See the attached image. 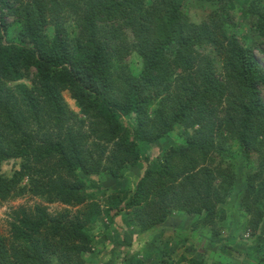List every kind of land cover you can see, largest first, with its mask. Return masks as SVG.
<instances>
[{
	"label": "trees",
	"instance_id": "1",
	"mask_svg": "<svg viewBox=\"0 0 264 264\" xmlns=\"http://www.w3.org/2000/svg\"><path fill=\"white\" fill-rule=\"evenodd\" d=\"M200 1L216 11L196 25L164 0H0V162L20 159L17 171L0 175V201L18 190L82 206L73 219L40 206L16 211L8 234L0 232V264H143L129 254L128 232L111 241L107 228L96 235L86 226L104 218L113 224L124 211L128 224L149 233L166 224L169 209L209 227L203 238L212 264L229 263L224 241L213 240L216 206L229 196L247 218L229 225V242L264 264V69L254 39L243 47L225 29L237 0ZM244 16L264 44V0H248ZM13 26L18 42L7 38ZM205 46L219 54L221 71L209 56L194 57ZM133 53L138 69L127 60ZM31 70V85L19 83ZM176 128L184 143L163 145ZM233 145L240 152L236 172L228 157ZM242 167L249 171L233 195ZM103 177L116 188L102 206L95 201L101 187L87 193L85 179ZM24 179L28 186L20 187ZM242 231L250 242L236 241ZM162 239L154 259L175 264ZM97 241L101 248L93 252ZM184 261L205 264L180 256Z\"/></svg>",
	"mask_w": 264,
	"mask_h": 264
},
{
	"label": "rangeland",
	"instance_id": "2",
	"mask_svg": "<svg viewBox=\"0 0 264 264\" xmlns=\"http://www.w3.org/2000/svg\"><path fill=\"white\" fill-rule=\"evenodd\" d=\"M151 1V0H148ZM164 5L172 4L176 7H178L179 11L186 16V20L189 22H193L196 25L201 24L204 21H207L208 17L212 15L216 11L215 5L200 1V0H164ZM248 0H237L235 1L231 7L230 11L234 15L227 25H225V29L229 35H233L235 38H237L240 42V44L243 47H252V39L253 41L257 43L256 46L253 47V54L255 56V59L259 63V65L264 69V44L259 43L260 41L258 39L254 38V33L251 31L249 26V21L244 16V9L246 7ZM170 6V5H169ZM6 21L10 22L12 21V18L8 17L6 18ZM65 26H67V29L69 31H74V24L73 21L70 19V16H67L65 18ZM16 27H11V30H9L8 40L11 42H18V32ZM49 36H52L53 29L52 26H49L46 29ZM259 43V44H258ZM195 56L199 59L203 57H210L212 61L215 63V67L218 71H221V58L219 54L215 51V48L210 46L205 47H196L195 48ZM201 57V58H200ZM129 65H131L133 68H140V60L137 58L136 54L133 53L128 59ZM34 70H31L30 75L20 81L19 83L26 84L28 86L31 85L32 77ZM62 96L67 103V105L72 109L74 112L78 113L77 108L75 107L74 101L71 99L70 94L67 91H64L62 93ZM181 128H176L174 131H172L170 134L166 136V138L163 140V145L165 146H172L176 144H183L184 143V137L182 134ZM230 153L228 154L229 160L233 164V170H236V166H240V152L237 145H233L230 149ZM20 165V159H9L7 161L0 162V175L2 176H10L13 171H17L19 169ZM231 167V165H230ZM249 170L242 167L240 171L237 173L239 175L238 178L234 181L233 186V192L232 194H240V182L245 180V174ZM236 172V171H235ZM104 179V177H103ZM132 179V178H130ZM240 180V181H239ZM102 180L98 179H85L86 183V192L87 193H94L93 191H96V188L101 187V194L100 192L97 193L95 201H97L100 205H104V200L112 196L113 190L116 188L114 185H112L111 182H106V178L104 179L103 184L106 182L108 184L107 187L104 189V186L100 184ZM20 187L22 186H28L27 180H23L21 184H19ZM127 187V186H126ZM107 190V191H106ZM16 192V193H15ZM11 196H8L6 199L0 201V232L4 235L8 234V222L11 221L12 217L14 216V213L18 210L24 209L30 212L34 211L35 206L44 207L50 215H54L56 213H61L63 211H69V218L73 219L80 209H82V206H77L75 208L73 207H66L58 202L54 203H48L44 198L39 196H34L30 192H25L19 194V191L15 190ZM121 197V196H120ZM229 198L231 199V196L226 198L225 203L218 204L215 209V229L218 230V235L213 238L214 241L222 240L224 241V248L225 251L223 254L229 256V263L225 258H222V264H258L260 263L258 259L255 257V255L249 254V250L246 247L237 245L239 243L233 244L229 242L228 239V227L231 226L232 223H246L247 218L244 217V215L237 214V211L235 210L234 205L229 204ZM169 209V208H168ZM171 212V215L168 216L166 219V224H162L157 226L155 231H151L149 233L141 234L138 231V228L135 227V225L128 224V213L122 212L117 214L115 216L113 224L108 223L107 220L104 218V225L100 222H96L92 225H87L86 228H89L90 233H95L96 235L103 233L104 230L107 228L109 231V238L111 241H114L119 236H122L123 233L128 232L129 235L132 237V247L129 249V254L133 255L137 260H141L143 264H160L159 259H154L157 257V255H160V252L163 251V248L161 247V244L158 242V239H162V241L168 240V247L169 249H173L174 253L171 255V260L175 264H187V262H179L178 259L180 256H183L185 259H202L205 264H212L213 260L210 256V253H212L211 247L208 246L209 241L207 238H203L201 236H198L200 233L202 236L208 235V231H210L209 227L202 228L201 225L198 224L197 226H193L195 223V215H189L188 213H181L178 210L169 209ZM179 217H182V220L179 224ZM172 217V218H171ZM219 217L224 218L222 221L218 219ZM176 223V224H175ZM194 227V228H193ZM263 227V228H262ZM261 229H264V220L261 223ZM220 229V230H219ZM162 231V232H161ZM165 232V233H163ZM243 238L236 240L237 242H240L241 240L243 242H250L251 236L249 233L242 231ZM263 233L264 230H260V233ZM161 233V234H160ZM198 236V237H197ZM206 236V237H207ZM211 236V235H210ZM178 238V239H177ZM211 239V242L213 241ZM213 241L212 244L215 248L221 247L218 243H215ZM101 242L97 241L92 246V251L95 252L98 249L101 248L100 246ZM145 244H147L148 250L146 249ZM175 244H177V247H175ZM110 243H108V246ZM162 248V249H160ZM109 249V248H108ZM159 249L161 251H159ZM218 252H221L220 250H216ZM144 252V253H143ZM214 253V252H213ZM209 255V256H208Z\"/></svg>",
	"mask_w": 264,
	"mask_h": 264
},
{
	"label": "crops",
	"instance_id": "3",
	"mask_svg": "<svg viewBox=\"0 0 264 264\" xmlns=\"http://www.w3.org/2000/svg\"><path fill=\"white\" fill-rule=\"evenodd\" d=\"M171 218H172V217H171ZM178 219H180V220L178 221V222H179V224H180V222H181V220H182V217H179V216H178ZM175 224H176V223H175ZM180 225H181V224H180ZM198 236H201V237H203V236L201 235V233H200ZM198 236H197V237H198Z\"/></svg>",
	"mask_w": 264,
	"mask_h": 264
}]
</instances>
